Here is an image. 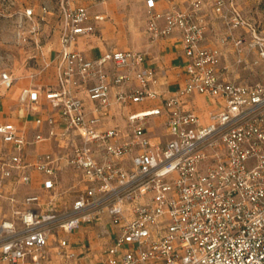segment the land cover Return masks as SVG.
Here are the masks:
<instances>
[{
  "label": "built area",
  "instance_id": "built-area-1",
  "mask_svg": "<svg viewBox=\"0 0 264 264\" xmlns=\"http://www.w3.org/2000/svg\"><path fill=\"white\" fill-rule=\"evenodd\" d=\"M143 1L150 43L180 34L175 90L141 51L86 56L77 40L103 16L58 1L56 86L19 94L51 111L31 137L0 124V264H68L82 229L87 246L100 240L98 264H264V30L238 0ZM52 14L23 11L35 35ZM13 83L2 70L0 86ZM191 96L215 101L208 124Z\"/></svg>",
  "mask_w": 264,
  "mask_h": 264
},
{
  "label": "crops",
  "instance_id": "crops-1",
  "mask_svg": "<svg viewBox=\"0 0 264 264\" xmlns=\"http://www.w3.org/2000/svg\"><path fill=\"white\" fill-rule=\"evenodd\" d=\"M141 1L144 12V23L146 26L145 5L144 1ZM189 1L190 0H161L157 3V8L162 10L172 4L185 6ZM75 5L86 7L91 17L95 15L103 16V19L100 21L94 19L91 20L94 28L93 32L91 34L80 36L77 40V48L86 56L96 58L109 50H138L144 53L146 66L152 67L156 71L164 70L161 77V84L158 86L159 89L175 90L182 84L184 78V65L187 59L183 53L181 37L178 32H174L169 37L161 38L155 43H150L144 30L145 38L141 47L128 46L126 44L105 46L103 44L104 38H101V35L108 16L101 10L88 8L84 4L79 3ZM52 15L47 16V21H49L50 18H54L55 37L53 41L41 44L36 59L37 69L33 68L32 70L21 74H13L11 71L7 70L14 77L13 86L9 89L0 86V124L12 125L21 134L27 137H31L35 131V118L37 116H46L51 111L48 102L44 98L41 97L38 109H33L29 104L22 103L19 100V94L23 88L50 89L56 86V67L59 62V59L56 58V53L60 48L59 37L61 33V25L59 15ZM44 61L50 63L49 67L37 74L35 79L32 80L30 75L34 72H38ZM43 129H45V126ZM38 147L42 150L49 148L47 144ZM5 148L6 146L2 143L0 137V153ZM29 149V151H32L36 149V146ZM71 240L74 241L77 258L69 261L68 264H98L96 257L100 240L92 238L90 240V245L87 246L88 241L86 234H84V229L73 234ZM80 250L82 252H80ZM52 264H58V262L54 260Z\"/></svg>",
  "mask_w": 264,
  "mask_h": 264
},
{
  "label": "rangeland",
  "instance_id": "rangeland-1",
  "mask_svg": "<svg viewBox=\"0 0 264 264\" xmlns=\"http://www.w3.org/2000/svg\"><path fill=\"white\" fill-rule=\"evenodd\" d=\"M59 0H0V72L9 70L13 74L25 73L37 69V55L41 44L53 41L54 18L40 22V30L35 35L30 32L31 22L23 16L25 8L33 7L35 19L39 18L40 8L47 7L57 15ZM75 4H84L88 8L98 9L107 16L101 38L105 46L126 44L141 47L144 43V12L141 0H71ZM244 13L259 23L264 30V0H238ZM52 15V16H53ZM245 79H254L243 76ZM202 124H208V115L218 109L215 101L204 96H191ZM137 106L136 109H139ZM71 173L64 172L61 181L64 186L70 183ZM40 181V180H39ZM41 187L36 183L35 189ZM26 191L25 189L21 192ZM81 235V234H80ZM53 244V243H52ZM78 245V244H76ZM80 252H82L80 250Z\"/></svg>",
  "mask_w": 264,
  "mask_h": 264
}]
</instances>
